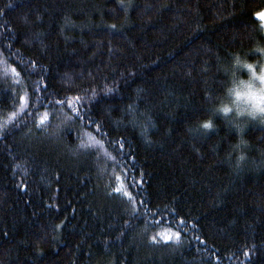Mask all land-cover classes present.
Listing matches in <instances>:
<instances>
[{"label": "trees", "instance_id": "obj_1", "mask_svg": "<svg viewBox=\"0 0 264 264\" xmlns=\"http://www.w3.org/2000/svg\"><path fill=\"white\" fill-rule=\"evenodd\" d=\"M262 10L0 0V264H264V123L237 166L213 110Z\"/></svg>", "mask_w": 264, "mask_h": 264}, {"label": "clouds", "instance_id": "obj_2", "mask_svg": "<svg viewBox=\"0 0 264 264\" xmlns=\"http://www.w3.org/2000/svg\"><path fill=\"white\" fill-rule=\"evenodd\" d=\"M256 52L260 59L237 52L232 54L231 70L221 66L228 82L223 88V97L217 100L213 109L221 118H229L226 124L230 123L236 132L237 139L232 148L237 166L247 159L244 148L248 140L243 135L247 122L264 123V45H257ZM201 127L208 132L215 130V117L202 120Z\"/></svg>", "mask_w": 264, "mask_h": 264}, {"label": "snow or ice", "instance_id": "obj_3", "mask_svg": "<svg viewBox=\"0 0 264 264\" xmlns=\"http://www.w3.org/2000/svg\"><path fill=\"white\" fill-rule=\"evenodd\" d=\"M257 15L261 16L262 18H264V12L257 13ZM165 238L168 239L169 237H165Z\"/></svg>", "mask_w": 264, "mask_h": 264}, {"label": "rangeland", "instance_id": "obj_4", "mask_svg": "<svg viewBox=\"0 0 264 264\" xmlns=\"http://www.w3.org/2000/svg\"><path fill=\"white\" fill-rule=\"evenodd\" d=\"M261 12H264V10H262ZM262 18V17H261ZM263 19V21H264V18H262Z\"/></svg>", "mask_w": 264, "mask_h": 264}]
</instances>
